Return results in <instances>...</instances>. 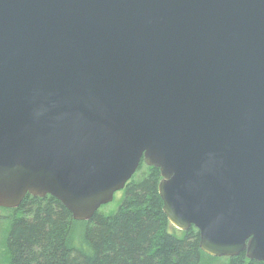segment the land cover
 I'll list each match as a JSON object with an SVG mask.
<instances>
[{
  "label": "water",
  "instance_id": "1",
  "mask_svg": "<svg viewBox=\"0 0 264 264\" xmlns=\"http://www.w3.org/2000/svg\"><path fill=\"white\" fill-rule=\"evenodd\" d=\"M142 161L205 254L264 264V0H0V208L88 222Z\"/></svg>",
  "mask_w": 264,
  "mask_h": 264
},
{
  "label": "trees",
  "instance_id": "2",
  "mask_svg": "<svg viewBox=\"0 0 264 264\" xmlns=\"http://www.w3.org/2000/svg\"><path fill=\"white\" fill-rule=\"evenodd\" d=\"M161 180L160 170L142 161L118 210L99 211L88 222L74 221L53 197L28 195L13 210L8 264H263L246 253L234 258L205 254L195 227L180 231L164 214Z\"/></svg>",
  "mask_w": 264,
  "mask_h": 264
},
{
  "label": "rangeland",
  "instance_id": "3",
  "mask_svg": "<svg viewBox=\"0 0 264 264\" xmlns=\"http://www.w3.org/2000/svg\"><path fill=\"white\" fill-rule=\"evenodd\" d=\"M144 169V168H143ZM124 198V192L120 191L115 194L114 201L103 206L100 211L106 214L116 212ZM15 211L0 208V264H8V255L6 251V240L9 234Z\"/></svg>",
  "mask_w": 264,
  "mask_h": 264
},
{
  "label": "flooded vegetation",
  "instance_id": "4",
  "mask_svg": "<svg viewBox=\"0 0 264 264\" xmlns=\"http://www.w3.org/2000/svg\"><path fill=\"white\" fill-rule=\"evenodd\" d=\"M26 198H27V197H26ZM26 198H25V199H26ZM28 200H29V199H28ZM23 202H24V201H23Z\"/></svg>",
  "mask_w": 264,
  "mask_h": 264
}]
</instances>
